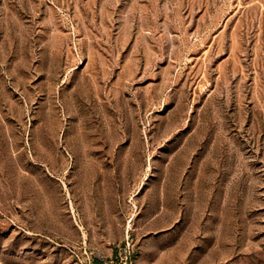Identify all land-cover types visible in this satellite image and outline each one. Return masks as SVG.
Instances as JSON below:
<instances>
[{"label": "rangeland", "instance_id": "rangeland-1", "mask_svg": "<svg viewBox=\"0 0 264 264\" xmlns=\"http://www.w3.org/2000/svg\"><path fill=\"white\" fill-rule=\"evenodd\" d=\"M0 264H264V0H0Z\"/></svg>", "mask_w": 264, "mask_h": 264}]
</instances>
